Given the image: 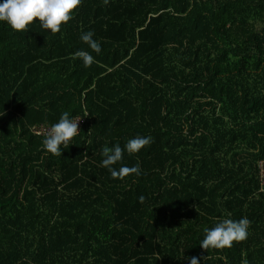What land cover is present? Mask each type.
Masks as SVG:
<instances>
[{"label": "trees", "instance_id": "obj_1", "mask_svg": "<svg viewBox=\"0 0 264 264\" xmlns=\"http://www.w3.org/2000/svg\"><path fill=\"white\" fill-rule=\"evenodd\" d=\"M65 111L85 124L57 157L42 141ZM137 136L113 167L141 175L113 179L103 147ZM244 217L247 240L201 248ZM192 256L264 264V0H82L56 35L0 22V264Z\"/></svg>", "mask_w": 264, "mask_h": 264}, {"label": "clouds", "instance_id": "obj_2", "mask_svg": "<svg viewBox=\"0 0 264 264\" xmlns=\"http://www.w3.org/2000/svg\"><path fill=\"white\" fill-rule=\"evenodd\" d=\"M108 2L109 0H104L105 4ZM81 4L82 0H3V3H0V22H5L13 31L28 32L30 25L38 20L43 29L56 35L73 18V14ZM93 37L94 32L88 31L82 33L80 39L92 51L99 54L102 51L101 44ZM71 58L81 59L85 67H91L95 63L93 55L84 50L77 51ZM81 120V118H70L69 112H63L58 123L47 129L42 141L44 149L53 156H61L62 148H69L74 138L79 135ZM151 142L150 136H137L128 140L124 148L119 143L113 147L104 146L102 166L109 169L113 179L124 180L130 175L139 176L141 175L139 164L132 167L122 166L119 170L113 165L123 160L125 150L131 156L139 153L146 146H150ZM144 200L145 197L141 196L140 202L143 203ZM250 225L251 221L247 217L239 220L222 219L214 227L204 228L205 235L200 246L208 252L209 250L232 248L234 244L247 240ZM186 259L189 264H200V257L192 256ZM203 259L206 260L207 256ZM242 264H248L247 260H244Z\"/></svg>", "mask_w": 264, "mask_h": 264}, {"label": "built area", "instance_id": "obj_3", "mask_svg": "<svg viewBox=\"0 0 264 264\" xmlns=\"http://www.w3.org/2000/svg\"><path fill=\"white\" fill-rule=\"evenodd\" d=\"M85 121H80L79 127L81 128L82 126H84Z\"/></svg>", "mask_w": 264, "mask_h": 264}, {"label": "rangeland", "instance_id": "obj_4", "mask_svg": "<svg viewBox=\"0 0 264 264\" xmlns=\"http://www.w3.org/2000/svg\"><path fill=\"white\" fill-rule=\"evenodd\" d=\"M263 165V164H262Z\"/></svg>", "mask_w": 264, "mask_h": 264}]
</instances>
